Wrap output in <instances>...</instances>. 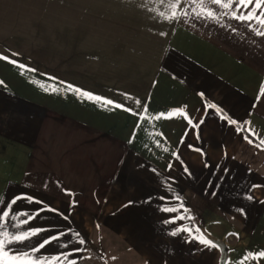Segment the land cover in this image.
Masks as SVG:
<instances>
[{
    "label": "crops",
    "instance_id": "obj_1",
    "mask_svg": "<svg viewBox=\"0 0 264 264\" xmlns=\"http://www.w3.org/2000/svg\"><path fill=\"white\" fill-rule=\"evenodd\" d=\"M119 7L157 15L146 25L82 16L64 0H0V55L9 58L0 59V210L21 193L43 201L13 206L35 219L17 229L18 215L10 232L41 231L12 247L65 233L36 255L82 248L69 260L264 264V150L223 118L264 135V38L227 17L224 26L159 20L170 13L161 0ZM177 110L203 123L193 129ZM162 113L173 116L155 118ZM173 215L191 219L165 223ZM181 226L191 235L172 236Z\"/></svg>",
    "mask_w": 264,
    "mask_h": 264
},
{
    "label": "snow or ice",
    "instance_id": "obj_2",
    "mask_svg": "<svg viewBox=\"0 0 264 264\" xmlns=\"http://www.w3.org/2000/svg\"><path fill=\"white\" fill-rule=\"evenodd\" d=\"M161 2L166 4V6L170 9V13L166 14L164 11H161L160 16L169 22L173 20H184V22H187V19H192L196 21L202 20L205 22L214 21L224 26L223 22L225 20V17H227L228 19L236 20L242 23L246 27V29L252 32L255 36L264 38V0H183L184 3H187L190 6V12L183 10L181 0H161ZM228 27L231 26L228 25ZM232 31L235 32L236 29L232 28ZM0 59L8 60L9 58L0 55ZM10 62L16 63V61ZM20 67L23 68L24 66L20 65ZM68 88L72 89V86H68ZM73 90L76 91L79 95L84 96L85 98H91L90 94L84 93L79 89ZM95 99L100 100L101 98L95 97ZM104 103L105 105H114L117 108L123 107L122 105L114 104L113 101L107 99L104 100ZM137 103H140V101H137ZM208 107L214 108L216 106L208 105ZM126 110L130 111V109ZM217 111H219V109H217ZM176 114L186 119L193 129H198L200 124L203 123L202 118L199 121H194L193 118H191L183 110H177ZM161 116H163L165 119H171L173 114L169 113L167 116H164V114L162 113L160 114V116H156L155 118L160 119ZM223 118L226 119L227 122L232 125H236L239 123L240 127L236 129L237 132H247L248 134L244 136V139L247 140L248 143L253 144L255 147L264 150V135L258 134L253 128L246 127V125L250 124V121L238 122L235 119L228 118L227 115H225ZM197 138L199 139L198 133ZM165 151H167V149H165ZM200 151L202 152V150ZM173 155L176 157L177 160L180 159L177 153H173ZM205 166L207 167L208 165ZM168 167L169 169H171L173 165L170 163ZM152 171L155 172L156 169H153ZM184 171L189 176H191V173L186 165L184 166ZM224 171L227 174L228 170L225 169ZM223 178L224 177H221V180H223ZM219 186L220 185L218 184L217 187ZM64 191L66 194H70L67 189H65ZM212 194L215 195L216 193L213 192ZM247 198L252 199L251 196H248ZM164 199V197H161V200ZM176 199L178 200L179 197H176ZM21 200H24L30 204H43V201H38L35 197L29 196L27 193H21L12 197L11 200L7 202V204L5 205V208L7 210H0V264H64L65 261H68V264H76L75 260H69V256H71L75 252L83 251L84 249L82 248H75L72 250L71 253H61L53 257H41L39 255H36L40 252L41 249H44L45 246L51 244L54 241L59 240L60 237L65 236V233H60L59 236H52L48 239H44L38 246L31 248L28 251H21L12 247V245L14 244L24 243L30 240L32 237L37 236L38 233L41 231L25 230L16 233L10 232L8 230L10 222L12 220H15L18 215L23 216L24 219L20 220L19 224L12 225V227H15L17 229L27 225L31 220L35 219V216L31 213L22 212L17 214L14 213V211H11L13 209V206ZM74 206L75 201H73L70 205V209ZM43 210L44 209L41 208L38 211ZM48 210L63 216V213H61L58 209L49 208ZM159 210L165 213H177L184 211V208L182 204L179 208L165 205ZM238 211L241 214H244V209L241 208L238 209ZM64 218L67 219L66 216ZM186 218L191 219V217H186L183 215H173L167 221H165V223L175 224L178 220H183ZM191 231V229L181 226L176 230L172 231L171 235L177 236L181 232H187L191 235ZM74 236L77 237L79 244H85V240L83 238H80L79 233H75ZM200 242L211 248L218 247L216 244L209 241L208 239H203ZM69 243H71V241L65 243L63 247L67 248ZM259 257L264 258V251H261L259 253Z\"/></svg>",
    "mask_w": 264,
    "mask_h": 264
},
{
    "label": "rangeland",
    "instance_id": "obj_3",
    "mask_svg": "<svg viewBox=\"0 0 264 264\" xmlns=\"http://www.w3.org/2000/svg\"><path fill=\"white\" fill-rule=\"evenodd\" d=\"M153 5V0H64L65 6L71 7L73 4L80 6L81 15H96L103 19H110L113 21H140L146 25L152 21L157 14L154 13H121L119 6L142 4ZM89 11V12H88ZM167 14V13H166ZM159 20L164 18L158 16ZM87 18H82V29L87 28Z\"/></svg>",
    "mask_w": 264,
    "mask_h": 264
},
{
    "label": "water",
    "instance_id": "obj_4",
    "mask_svg": "<svg viewBox=\"0 0 264 264\" xmlns=\"http://www.w3.org/2000/svg\"><path fill=\"white\" fill-rule=\"evenodd\" d=\"M221 264H224V260L222 259V262H221Z\"/></svg>",
    "mask_w": 264,
    "mask_h": 264
}]
</instances>
